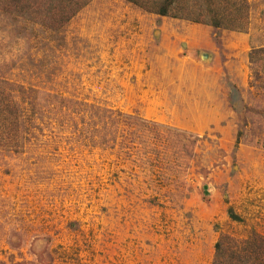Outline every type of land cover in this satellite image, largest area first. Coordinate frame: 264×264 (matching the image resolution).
Instances as JSON below:
<instances>
[{"label":"rangeland","instance_id":"1","mask_svg":"<svg viewBox=\"0 0 264 264\" xmlns=\"http://www.w3.org/2000/svg\"><path fill=\"white\" fill-rule=\"evenodd\" d=\"M136 1L0 0V264H262L264 0Z\"/></svg>","mask_w":264,"mask_h":264},{"label":"trees","instance_id":"2","mask_svg":"<svg viewBox=\"0 0 264 264\" xmlns=\"http://www.w3.org/2000/svg\"><path fill=\"white\" fill-rule=\"evenodd\" d=\"M134 3H138L136 0H132ZM160 14L161 15H166L167 14V11L163 8L162 10H160ZM246 244H248V246L250 247V245H252V244H254V243H252L251 241H247V242H245ZM245 243H243V244H245ZM257 246V245H256ZM221 247H222V244L220 243L218 246H217V249H218V251L219 252H221ZM252 247V246H251ZM254 247V246H253ZM260 247L259 246H257V248H255V250L256 251H254V253L256 254V252H257V249H259ZM261 252H264V247H263V250L261 251ZM223 254V253H222ZM253 255V253H252V250H250V248H248L247 250H246V255H244V256H241L240 254H239V257L237 256V258H238V260L236 261V262H233V263H231L230 262V264H254L255 262H254V260H255V257L254 256H252ZM264 255V254H263ZM222 256H224V255H222ZM243 257V258H242ZM261 256H258V257H256V260H259V258H260ZM219 258V257H218ZM260 261H261V263L262 264H264V256L260 259ZM214 264H223V262L222 261H218V260H216L215 261V263Z\"/></svg>","mask_w":264,"mask_h":264}]
</instances>
